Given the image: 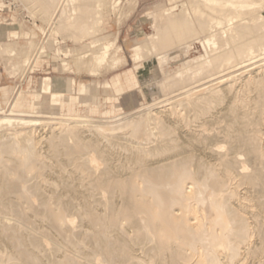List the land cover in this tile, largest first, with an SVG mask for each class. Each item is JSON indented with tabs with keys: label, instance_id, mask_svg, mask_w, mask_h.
Segmentation results:
<instances>
[{
	"label": "bare ground",
	"instance_id": "6f19581e",
	"mask_svg": "<svg viewBox=\"0 0 264 264\" xmlns=\"http://www.w3.org/2000/svg\"><path fill=\"white\" fill-rule=\"evenodd\" d=\"M42 1L47 4L51 3L54 6L59 0ZM66 1L68 5L60 10L57 18L59 28L74 29L79 34L76 35L79 41L91 39L87 44L89 47H86L90 53L87 52L89 54H86V51L79 52L83 54L78 53L77 59L81 61V59L88 58L90 65H97L98 67L106 65V61H109L107 59L110 55V48L114 43H105L102 40L95 39L101 19L98 8L103 5L105 0ZM77 1L83 4H78ZM263 4L264 0H196L192 6L193 16L185 9V12L182 11L179 14L161 13L155 19H153L154 17L151 19L152 25L155 27V33L147 37L148 42L142 46V49H147V53L152 55L157 48V54L155 53L154 56L161 54V57L155 58L152 55L156 61L158 60L159 67L158 69H152L147 74L143 94L149 95V92L159 88V91L166 95L173 93H177L176 95L179 96L185 95L183 99L180 98V102L182 100L181 103H183L180 107L185 106V109H181L187 110V113L193 112V120L201 121L198 125L196 124L195 128H189L188 126H191L189 125L190 122L187 124L188 121L185 120L189 118L190 113L187 118L185 116V119L182 118L186 126L184 124V127H176V124L174 125L176 128L171 127L173 126L171 122L173 123L174 114H176L174 110L176 106L174 107L175 104L173 103L175 100L171 101V105L165 100L171 107H168V110L161 111L159 109L160 111H156L153 105H149L148 110L145 108L146 111L136 114L137 117L128 114V116L123 115L124 117L121 119H118V117V120L115 119L110 122L107 121L108 119L104 120L107 123L86 119L88 120L85 122L87 125L84 126L89 128L87 130H94V133L97 134L94 139L89 137L90 135H83L85 129L83 131V126H77V122L73 126L67 124L68 127H65V133H63L66 134L65 137L63 138L64 135L60 134L62 141L59 140L60 137L56 139L61 143L55 141L57 135L54 133L56 131L53 130V132L52 129L50 130L52 132L48 133L49 135L45 134V136L39 133V135L34 134L35 129H29L30 126H35L38 123L45 124V122L31 118L0 116V127H3V125L6 127L0 131V162L4 157L2 154L5 152H7L5 159H8L1 162V164L7 162L8 165L3 164L2 166L0 164L2 166V170H0V192L2 189L5 193L1 195L13 193L17 195L19 200H24L28 207H32L34 197H42V193H39V186L36 185L41 180L38 182L32 181V183L31 179L40 178L44 174L42 172L44 169L40 170L41 168H38V166L48 168L45 162L46 157L41 152L42 148L37 151L36 147L40 146L41 143L45 144L46 149L44 152L47 156L51 155L49 159H52V157H55L59 146H61V148L63 147L62 153H64L62 155L70 158L69 163L72 164V160H74L76 164L72 165H76V169L87 172L91 177L89 183L86 182L88 187H85L86 183L83 186L81 185L84 181L80 182L78 180L76 182L70 176V180H72L70 182L69 179V181L64 179V177H67L66 175L63 177L62 174L57 173L56 178L52 175L53 170L51 171V177L63 181L62 188L67 190L72 197L78 199L79 205L82 203L80 207L82 206L84 210L80 214L82 213L85 218H82L81 223L85 219V224L83 223L80 226L81 230H79L84 237H89V244L92 246L89 251H92L90 255L92 253L93 257L91 256V260L88 259L89 263L152 264V261H149L152 257L159 264H167V261L168 264H264V64L256 65L258 61H264V58L254 61L259 57L258 51L261 52L260 55H264V21L256 18L257 21L255 22V18L252 17L254 10H257ZM249 12H252V14H248ZM257 13L261 12L258 11ZM76 14H78V17L74 20L73 17ZM98 17H100L99 20ZM196 41H202L204 54H200L195 58H188ZM30 45L33 46V42H30ZM142 52L140 54L144 53ZM170 53L172 55H169ZM115 57L114 54L110 60L112 63ZM182 58L184 60L181 61ZM170 60L180 61V67L173 74L166 75L164 67ZM118 61L114 63H118ZM250 66L255 67L247 70ZM208 78L210 79L206 80ZM75 87L76 82L74 79H64L63 91L60 92L53 90L50 77L41 79L40 91L36 92L30 100L31 113L43 114L38 110L39 104L37 103L43 95L49 96L48 103L52 109H58V107H61V99L73 94ZM95 88V84L93 86L79 84L77 94L80 96L89 95L91 89ZM248 90L250 93L252 92L251 95H247L249 94ZM177 99L179 100V98ZM222 103L225 104L224 107L217 109L216 106ZM172 104L174 105L172 106ZM212 109H216L214 114L211 112ZM9 110L15 115L26 113L22 110ZM58 123L60 125V122ZM78 123H80L79 120ZM174 123L176 122L174 121ZM217 123H224V125L216 130H209L207 125ZM17 124L23 127L28 126L29 130L26 129V131L23 127L19 130L13 128ZM63 124L62 127L65 126ZM172 128L175 132L177 131L178 136L175 135V137L177 136L175 138L170 135L171 137L164 138L166 133L172 131ZM153 130H156V132H151ZM125 131L129 133L130 138L146 140L147 142L144 141V143L147 146H144L141 143L142 141H134L132 145H127L128 136L126 145L121 144L122 142L119 141L116 142V140L124 139V137L122 138L117 134H124ZM101 139H104V144H101ZM131 140L129 142L132 143ZM219 141L224 142L226 146H220ZM115 146L122 151L114 152ZM123 149L126 152H123ZM58 153L61 154L59 151ZM8 154L13 155V158ZM8 156L9 158H6ZM63 157H59L60 159L57 157L56 159L61 160ZM52 163L54 164V162ZM48 171L50 172V170ZM60 171L63 170L58 171L62 173ZM25 172L29 176L33 173L34 175L29 180L30 177L27 179ZM76 173L74 174L77 175ZM53 177L52 179H54ZM81 177H83V174ZM81 177L79 176V178ZM43 178H46L45 174ZM73 179L77 180L78 178ZM43 180H45L43 181L44 185L47 179ZM54 182L45 186L52 191ZM57 184L59 185L55 187L60 188V183ZM59 188L57 189L59 190ZM50 190L49 192H51ZM90 190L94 191V195H96L95 192L99 195L96 203L105 200L107 211L102 212L100 209L97 210V207L96 209L92 207L94 203L88 199L89 196L93 195V192L90 195ZM61 191L63 190L61 189ZM42 192L45 193L43 190ZM55 194L57 195V191ZM45 195L42 199L39 198L43 200H40L42 203L39 199L37 200L39 203L35 201L38 205L42 204L41 209L44 208L42 212L53 218L54 223H52L54 226L61 227L63 225L70 230L73 226L72 221L76 217L72 216L73 219H71V216H68L70 210H65L63 206L58 204V201L63 198L60 199L59 197L58 201H54L53 197L55 195L52 194L53 199L47 196L46 193ZM72 197L71 199L74 200ZM112 198H116L118 201L114 202ZM9 201L7 204H10ZM51 201L53 205L57 202L59 206L54 207ZM69 204H71V201L67 203V205ZM102 205L105 206V204ZM70 207L73 208V206ZM15 209H11V212L18 217L20 215L18 210L20 209H17V211ZM35 218L37 217L35 216ZM7 219L11 218L8 217ZM8 221V225H10L11 220ZM3 223L0 224V240L2 238L3 242V238H8L11 243L9 246H14L16 250H14L15 253L5 254L7 250L0 249V264H42L37 255H34L33 250L32 253L30 249H24L26 245L23 246V249H20L22 238L13 235L14 231H17L14 230L15 226H13L14 229L10 230L11 225L7 226V223ZM108 223L109 227L113 226V230L110 229L111 232L106 228L111 234L105 229ZM123 223L130 230L127 229L126 231ZM74 226V228H77L76 224ZM68 228L66 229L67 232ZM128 230L134 236L132 234L129 236ZM44 233L43 235L46 234ZM39 238L32 241L37 244ZM24 239L26 240V238ZM134 239H138V242L139 240L151 242L152 246H149V248L152 251L150 254L153 255L148 258L149 254H146L149 262L146 261L147 259L141 258L143 255H137V243H134ZM7 241L6 243H9ZM48 244V247L53 245ZM37 245L39 246V244ZM146 248L148 247L143 248V250H146ZM138 250L141 249L138 248ZM146 255L144 254V257ZM73 257L75 255L65 256L64 259L69 258L70 260H67L69 264L72 262L73 264H84ZM60 259H57L56 263L54 261L50 262H53L52 264H62L64 262L63 264H65L66 259H62L63 262ZM50 262L48 263L50 264Z\"/></svg>",
	"mask_w": 264,
	"mask_h": 264
},
{
	"label": "rangeland",
	"instance_id": "374dc122",
	"mask_svg": "<svg viewBox=\"0 0 264 264\" xmlns=\"http://www.w3.org/2000/svg\"><path fill=\"white\" fill-rule=\"evenodd\" d=\"M63 1H64V3H63ZM172 1L171 0H105L103 2V5L98 8V11H100V13H98V14L101 15L100 16L101 19H100V17H98V20L100 19V21H99L100 23H99L98 32L95 34V39L97 38V40L98 39H99V41L102 40L105 43H114V45L110 48V51H109V54H110L109 57H111V58L108 57L107 60H109V61H106L107 63L105 62L106 65L101 64L102 66L98 67L97 65H90L88 62L89 61L88 58L81 59V61L79 59H77V55L79 52H85L86 51L85 52L86 54L90 53L89 49H86V47L87 48L89 47V46H87V44H89L91 39H86V40L80 39L81 41H79V39L77 40V37H76V35L78 33H76V31L74 29H62V28H59V26H58L59 22H58L57 18H58V15L60 13V10L64 6L66 7L68 5L66 0H61V1L59 0L54 6H53V4H51V3L47 4L42 0H0V109H2L0 111V113L3 110L6 111V112L3 111L2 113H4V112L5 113L4 114L1 113L0 116H8V117H14V118H25V119L31 118L34 120L45 122V124H42V123L39 124L38 123L35 126H30L29 129H33V130L35 129L34 134L39 133L41 135L43 134V136H45V134L49 135L54 130L56 132H54V131L53 132L57 135V136L55 135L56 136L55 141H57V143H58V142L62 141L60 134L65 133V129H66L65 127H68L67 124H69V126H73V124L74 125L77 124V126H81V127L83 126L82 130L85 129V131L83 130L85 132L83 135H85V134H87L88 136L90 135L89 137L94 139V137L97 136V134L94 133V130H91V131L87 130L89 128H87V126H84V125H87L85 122H87L90 119L98 121V122H102V121L108 119L107 121L110 122V121H114L115 119L116 120L121 119L126 115L128 116V114H129V116L137 117L136 114L144 113V111H146L145 108L147 109L149 107V105H153L156 111H160V110L165 111V110H168L167 109L168 107H170V105H171L170 103H172L175 100L173 102L175 105L172 104V106L173 105H174V107L176 106L175 109L173 108L175 110L176 114H174L175 117L173 119V123L171 122V125L173 124V126H171V127L176 128V127L183 126L185 124L184 123L185 117L187 118V115L190 113L188 116L189 118H187L188 120L187 119H185V120L188 121L187 124H189V122H190L189 125H191V126H188L189 128H191V127L195 128L196 124L198 125L199 123H201V121H199V120L197 121L195 119L193 120V118H192L193 112L188 111L189 113H187V110H183V109H185L184 108L185 106L180 107V105H183V103H181L182 100L180 102V98L183 99L185 95L179 96V95H176L177 94L176 92H175L176 94L173 93L171 95L170 94L166 95V94L162 93L161 91H159V88H155L152 92H149L148 93L149 95L143 94L144 83H145V80L147 78V74L154 68L158 69V67H159L158 62H157L158 60L156 61L155 58L161 57V54L157 55L156 57L154 56L155 53L157 54V48L155 49V53L152 54L155 58L152 55L147 53L148 52L147 49H145V48L142 49V46L148 42L147 37L152 36L155 33V31H154L155 27H154V25H152L151 19L153 17H154L153 19H155V17L161 13H163V14H167V13L168 14H171V13L177 14L178 13L179 14V12H182V11L185 12V9H186V11L188 10V12L190 13L191 16L194 15L192 13V8H193L192 6L194 5V2H196V0H172ZM76 3L81 4L82 2L79 3V1H77ZM56 5H57V8H56ZM262 6H260V8H258L257 10H254V12H256V13L253 12L254 15L252 17H253V19L255 18V22L257 20H263L264 21V19H263V17H264V6L263 7ZM258 11H260L261 13L258 14L257 13ZM78 14H76V16L74 15V17H73L74 20H76L75 18L78 17ZM248 14H252V12H249ZM55 15H56V17H55ZM126 15H128V16H126ZM256 18H257V20H256ZM59 33H61V34H59ZM74 33H75V35H74ZM186 40H188V39H186ZM30 42H33V46L30 45ZM201 43H202V41H199V42L196 41L194 43V45L191 48L190 54L188 55V58H195V57L199 56L200 54H204V49H203V46ZM84 49H86V50H84ZM1 50H2V54H1ZM141 51H143L144 53L142 52L143 54H140ZM87 52H89V53H87ZM74 53H75V55H74ZM257 53L259 54V57H257L254 61H258V60H261L264 58V55H260L261 52L259 53V51H258ZM79 54H83V53H79ZM114 54L116 57L113 59V61L117 62L120 59L118 61V63L120 62L119 64L114 63V62L112 63V61H110L113 58ZM169 55H172V54L170 53ZM75 57L77 60L75 59ZM121 58H123L124 61ZM180 60L182 61V60H184V58H182ZM80 62H82V63H80ZM109 63H111V64H109ZM257 63L258 64H256V65L264 64V61H258ZM90 66H91V68H90ZM255 66H250L247 68V70H249ZM179 67H180V61L170 60V62L165 65L164 71H165L166 75H171ZM45 77H50L52 79V83H53V90H57L60 92L63 91L64 79H67V80L74 79L76 82L75 92L71 95H67L64 98H62L60 101L61 107H58V109H52V107L48 103L49 102V99H48L49 96L43 95V97L37 102L39 104L38 110L41 111L43 114L31 113L30 100H32V98L34 97L36 92L40 91L41 79H43ZM213 77H215V76H213ZM213 77H211V78H213ZM209 79L210 78H208L206 80H209ZM206 80H204V81H206ZM79 84H86L89 86H93L95 84L96 88L91 89V92L89 95L80 96L77 94V87L79 86ZM195 86H197V84H195ZM156 90L158 93L156 92ZM246 91H245V93H246ZM248 93L249 94H247V93L246 94L247 95L252 94V92L250 93L249 90H248ZM173 95H174V97H173ZM176 97L179 98V100ZM167 98L168 99L171 98V99L168 100ZM176 99L180 102V104L178 101L176 102ZM165 100L168 101L170 105L167 102H165ZM166 103H167V105H166ZM13 105H14V107H13ZM224 105H225L224 103L219 104V105H217L218 107L216 106V108L218 109L220 107L219 109H221L222 107H224ZM181 108H183V109H181ZM9 109L22 110V111L26 112L28 115L26 113H24L25 115L22 113H21V115H19L20 113L17 114L16 112H14L17 114V115H15V114L11 113ZM136 111H137V113H136ZM215 111H216V109L211 110V112H213V114L215 113ZM183 112H186V113H183ZM130 114H132V115H130ZM180 114H182V115H180ZM34 115H36V116H34ZM179 115L182 117H180ZM28 116H30V117H28ZM73 118H75V120H73ZM77 118H80V119H78L80 123H78ZM176 118H177L178 122H177V120H175ZM182 118H184L183 121H182ZM82 119L83 120L85 119L84 122ZM86 119H88V120H86ZM179 119H181V120L179 121ZM61 120H63V121H61ZM69 120H70V122H69ZM174 121L176 123H174ZM58 122H60L61 127H62V124L64 122V124H65V126H63L64 128L63 127L61 128ZM65 122H67V123H65ZM104 122L107 123L106 121H104ZM180 122H181V124H180ZM182 122H183V124H182ZM195 122H197V123H195ZM46 123H47V125H46ZM227 123H230V122H227ZM176 124H177V126L175 127L174 125H176ZM179 124H180V126H179ZM165 125H167V124L165 123ZM223 125H224V123H217V124L207 125V126H208L209 130H216L217 128H219ZM20 126L17 124L13 128L19 130V128L23 127L22 125H20ZM184 126H186V124ZM27 127L25 126L23 128H25V130H26V129H28ZM32 127H34V128H32ZM5 128L6 127H4V125H3V127L1 126L0 131L5 129ZM59 128H61V129H59ZM151 128H152V126H151ZM51 129H52V131H50ZM88 132L93 133L92 134L93 136L91 135V133H88ZM151 132L155 133L156 130H153ZM174 132L175 131L172 128V131H169L170 134L168 133L169 134L168 135L166 133V136L164 138H169L168 136H170V135L173 137H175V135L178 136L177 131L175 133ZM115 134H117V132H115ZM65 135L63 136V138L65 137ZM117 135H119L122 138L124 137V139H125V140L124 139L116 140V142H118V141L122 142L121 144H125L126 140L128 139V142H127L128 144L126 143L127 145H129V144L132 145L134 143V141L135 142H137V141L141 142L142 141L141 143L144 146H147L144 143V141L147 142L146 140H141L142 138H140V140H139V138H137V140L135 138H130L128 136L129 133H127V131H125L124 134L119 133ZM127 136L129 138H127ZM59 137H60V139H59ZM56 139H59L60 141L56 140ZM129 140H131L132 143L129 142ZM100 141L102 144L104 142V139L103 140L101 139ZM219 143H220V146H222V145L226 146V144L222 141L221 142L219 141ZM41 145L43 147H40ZM40 146H37L36 150L40 151L41 148L43 149V150L41 149V152H42V155L44 157H46L45 162H46V167H48V168L39 167V166H38V168H41L40 170L44 169V171H42V172L45 174L46 178H43L44 177L43 173H42L43 175L41 176L42 178L37 177V178H33V180L31 179V176H33L34 173H33V175L29 176V174L25 172V175H26L27 179L30 177L29 180L31 179V182L32 181L38 182L39 180L42 181V182L40 181L36 184L37 187L39 186V191H40L39 193H42V197L46 196L45 195V193H46L47 196H49L51 198L53 197L52 194L55 195V197H53L54 199L52 198L54 201H56V200L58 201L59 197H60V199L63 198L62 199L63 201L59 200L58 204L63 206L65 208V210L66 209L70 210L69 214L67 211H66V213L68 214L69 217L71 216V219H73L72 216L76 217L73 219V221L74 222L77 221V222L74 223L72 221L73 226L72 225L71 226H72V228H74L75 227L74 225L76 224V227L78 229L77 228H74V229L70 228V230H69V228L67 227L68 228V232H67L66 226H63V225L61 227L60 226L56 227V225L54 226L53 225V223H54L53 218L49 214L45 215V213L42 212V210L44 209V208L41 209L42 204L38 205L35 202L39 198L42 199L41 196L34 197V201H33V204H31V206L32 205L33 206L36 205V206H34V207L29 206L28 207V204L26 205V202L24 200H19L17 198V195H14L13 193H9L8 195L6 194V195L2 196L3 194H5V193H3L2 189H1L2 193L0 192V195L2 194L0 196V202L1 203H3L4 201H7V202L6 203L4 202L2 204L3 206L0 203V205H1L0 206L1 207L0 208V216H1L0 217V224L3 223V221H4L5 224L7 223V226L11 225L9 227L10 230L14 229L13 226H15L14 230H17V231L12 230V231H14V234L12 232L11 233L15 236L17 235L18 238L20 237L23 239V240L18 239L22 242V247H20V249L21 248L23 249V246L26 245V247L24 249H28V250L30 249L31 251L33 250L35 252L34 255L35 256L37 255V258L41 260L42 264H44V263L49 264L48 262H50V261H54L56 263V260L57 259L59 260L60 258H61L60 261L63 262L66 259V258L64 259L65 256H74V255H75V257H73V258H75V259L77 258L76 260L83 262L84 264H91V263H89L90 262L89 260H91V258L93 256H92V253L90 255V252H92V251H89V250H91L92 246H90V244H89V237H87V236L84 237L80 231L81 230L80 226H82L83 223L85 224V219H84V222L81 223V221H83L82 218H85V217H83L82 213L80 214V212H83V210H84L82 206L80 207V205H82V203L79 205V202H77L78 199L72 197V195L67 190H64V188H62V185H64V182L60 181L59 179L57 180L56 176H57V174H60V175L62 174L63 177H64V175L67 176L66 178L64 177V179H66V180H68V179L70 180V178L72 177L71 179L76 181V182H78V180L80 182L84 181L81 183L82 186L87 181H88L87 183H89V179L91 177H89L90 175L87 172H81L78 168H77L78 169L77 170L76 165L75 166L72 165V164H76L74 160H72L73 161L72 164L69 163L68 160H70V158H67V156L62 155V154H64V153H62L63 147L61 148V146H59V148L57 149V152L55 153V157H52V159H49V158H51V155L47 156L46 152H44L46 149L45 144L43 145V143H41ZM218 146H219V144H218ZM116 147L117 146H115L113 149L114 152H121L122 151V150L120 151L118 149V147L117 148ZM119 148H121V147H119ZM58 151L61 154H59ZM123 152H126V151H124V149H123ZM6 153L7 152L2 154V156L4 155V157H2L3 159H1V162L8 160V159H5V156H7ZM45 154H46V156H45ZM8 155H11V154H8ZM12 156L13 155H11L10 157H12ZM57 157L58 158L63 157L64 159L62 158L61 159L62 161H61V160H59L60 158L56 159ZM6 158H9V156ZM55 159H56V161H55ZM49 160H50V162H49ZM12 161L14 162V160H12ZM57 161H58V163H56ZM1 162H0V164H1ZM52 162H54V164ZM49 163H52L53 166H52V164H49ZM3 164L8 165L7 162H3L1 165L3 166ZM2 166H0V170H2V168H1ZM58 166H59V169H58ZM63 168H65V169H63ZM54 169H57V170H54ZM61 169L63 171H60L62 173H59L58 171ZM45 170H46V172H45ZM48 170H50V172ZM51 171L54 172L55 174L52 173ZM77 171L78 172L80 171L79 174ZM38 172H41V171H38ZM47 172H49V173H47ZM51 173L56 178H54L52 176L54 178V179H52ZM74 173H76L77 175H75ZM84 173H86V174H84ZM72 174L75 176L73 177ZM80 174L81 175L83 174V177H81ZM85 175H86V177H85ZM79 176L81 178H79ZM50 177H51V179H50ZM73 178H78V179L75 180ZM43 179H47L46 183L44 182V185H43V181H45V180H43ZM54 180H55V182H54ZM72 180H70V182H72ZM56 181H58V182H56ZM52 182H54L53 186H52V189L54 188L52 190L53 192L50 190L49 187H46V186H48L47 185L48 183H52ZM61 182H63V183H61ZM57 183H60V185H61L60 188L57 187V188H59V190L55 187V186L59 185ZM87 183L84 185L85 187L86 186L88 187ZM40 185L42 186L41 188H40ZM0 188H1V185H0ZM61 189L63 191L60 192ZM42 190L45 192L44 194H43ZM49 190L51 192H49ZM56 191H57L58 197L55 194ZM48 193H50V194H48ZM62 193H64L65 196H63L64 195L63 194L62 195L63 197H62L61 196ZM89 193H90V195H91V193L94 195L93 190L92 191L90 190ZM95 193L98 196V198H96L97 197L96 195H94V196L92 195V196L88 197L89 201H93L92 203H94V204H92V207H94L95 209L97 207V210L100 209L102 212H105L104 210L107 211L106 203H104L105 200L97 201V203H96V199H99V195L97 194V192H95ZM67 196H69L70 200H69V198H67ZM71 197L74 200H72ZM1 198H3L2 199L3 202L1 201ZM116 198H114V199L112 198L114 200V202L118 201V200H116ZM41 199H39V201ZM52 199H50V200H52ZM8 201L10 204H7ZM22 201H24V202H22ZM41 201H43V200H41ZM70 201H71V204H69V205L73 206V208H75V209H73L69 205H67V203H70ZM11 203H13V204H11ZM98 203H99V205H98ZM100 203H101V205L105 204V206L103 207V205H102V207H103L102 208ZM51 204L53 205L52 201H51ZM58 204L56 202V204L53 206L54 207L59 206ZM74 204H76V205H74ZM5 207H7V209H5ZM8 207H10V208H8ZM42 207H44V206H42ZM79 207H80V209H79ZM14 208H16L15 209L16 211H17V209H20V210H18V212L20 211L21 213L19 212L20 215L18 217L15 213L11 212L12 211L11 209L14 210ZM39 209H40V212H39ZM8 210H9V212H7ZM74 211H76V212H74ZM10 212L12 213V215H10L11 214ZM26 212H27V214H26ZM70 213H73V214H70ZM75 213H78L79 215L75 214ZM6 214H7V216H5ZM77 215H78V217H77ZM81 215H82V217H81ZM35 216L37 218H35ZM8 217L11 219H7ZM5 220H6V222H5ZM8 220H11L10 225H8L9 224ZM38 220H39V222H38ZM43 221H45V222H43ZM14 222H15V224L12 225V223H14ZM16 224H17L18 228H16L17 227ZM110 225H111V223H110ZM106 226H105V229L107 228L109 231H110V229H111V231L113 230L112 229L113 226L111 225L110 226L111 228H110L109 223H108V226L107 227ZM124 227L126 228V231H127V229H129L126 224H124ZM63 228H66V229H63ZM125 228H124V230H125ZM18 229H20V230H18ZM46 230H48V231H46ZM129 230H128L129 236H131L130 234L133 235V233L129 232ZM22 231H23V233H22ZM19 232H20V234H19ZM42 232L43 233L45 232L46 234L44 233L45 235H43ZM73 232H75V233L73 234ZM110 232H109V234H111ZM109 234H108V237L110 236ZM40 235H42V236H40ZM23 237L26 238V240ZM38 237H40L39 243L38 242H36V243L39 244V246L33 242L35 240V238H38ZM53 237H55V238L53 239ZM75 237H77V238H75ZM3 239H4L3 242H2V238L0 240V246H1L0 249L1 250L3 249V251L7 250L5 252V254L15 253V251H14V250H16L15 247L12 245L9 246L11 244L9 239L8 238L7 239L3 238ZM82 239H84V240H82ZM7 240L9 241V243H6ZM40 240H44L45 242L40 241ZM134 240H135L134 243L135 244L137 243V245H136L137 255H139V256L143 255V257H141V258H143L144 260L147 259L146 254H149L148 258H150V255L151 256L153 255L152 253L150 254V252H152L150 250L151 248H149V246L150 247L152 246L150 241L145 240V241H143L144 242L143 243L140 240L138 242L137 241L138 239L137 240L134 239ZM83 241H84V243H83ZM48 243L53 244V245H50L51 247H48L49 246ZM7 245H8V247H7ZM144 246L148 247V248H146V250H143V248H145ZM86 247H88V248H86ZM62 248L64 249V251ZM67 248H68V250H67ZM138 248L141 249L142 251L138 250ZM52 250H54V251H52ZM33 251H32V253H33ZM56 251H57V253H56ZM140 251L143 252L146 256L144 257V254H142ZM145 251H147V252L145 253ZM69 252H70V254H69ZM82 256H84V257H82ZM151 258L149 261H152V264H154V262H155V264H159L157 262V260H154L153 258L152 259ZM62 259H64V260H62ZM3 260H5V259H3ZM67 260H70V259L67 258L65 264H69V263H67ZM146 261H148V259ZM166 261H167V259H166ZM69 262H71V261H69ZM52 263L50 262V264H52ZM71 264H73V262ZM167 264H168V261H167Z\"/></svg>",
	"mask_w": 264,
	"mask_h": 264
}]
</instances>
